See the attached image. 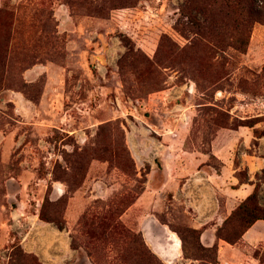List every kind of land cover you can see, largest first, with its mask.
Masks as SVG:
<instances>
[{
    "label": "rangeland",
    "instance_id": "rangeland-1",
    "mask_svg": "<svg viewBox=\"0 0 264 264\" xmlns=\"http://www.w3.org/2000/svg\"><path fill=\"white\" fill-rule=\"evenodd\" d=\"M186 1L0 0V11L8 13H0V32L11 33L0 129L13 131V158L9 164L0 158V264L11 255L13 261L30 262L17 252L13 236L18 233L55 234L54 224L35 216L42 207L51 218L69 222L76 264H133L136 244L128 234L140 232L135 216L122 214L140 194L147 165L136 167L126 130L148 110L149 94L183 88L167 103L186 104L185 86L194 85L191 102L206 106L192 117L189 146H201L202 139L205 150L218 128L235 127L242 119L255 122L252 132L264 131V0L242 9L249 24L222 0H207L202 13ZM185 11H191L190 18ZM202 23L220 40L213 55L193 45ZM21 101L32 103V110L18 112L15 104ZM21 156L34 179L23 196L17 193L18 201L6 200L8 168L20 167ZM210 163L217 166L214 158ZM237 175L247 177L242 169ZM52 182L64 185L67 201L53 199ZM77 190L84 199L78 215L75 199L67 205ZM21 199L25 205H19ZM107 202L110 216L104 212ZM21 206L28 217L15 212ZM91 213L106 219L86 225L84 217ZM159 217L185 235L188 256L202 257L181 210H164ZM150 251L141 246L138 260H153ZM256 252L264 264L262 244Z\"/></svg>",
    "mask_w": 264,
    "mask_h": 264
},
{
    "label": "crops",
    "instance_id": "crops-1",
    "mask_svg": "<svg viewBox=\"0 0 264 264\" xmlns=\"http://www.w3.org/2000/svg\"><path fill=\"white\" fill-rule=\"evenodd\" d=\"M185 88L186 104L167 103L182 93L183 88L170 87L154 92L148 95V110L144 116L127 123L126 141L135 165L138 169L147 165L148 169L142 192L122 217L135 216L136 227L145 244L164 264H199L201 261L184 256L181 240L169 227V220L160 219V212L169 213L175 209L181 210L189 227L201 230L199 241L203 246L216 245V262L206 264H259V255L255 252L257 246L264 247V219L256 220L235 243L217 238L216 230L253 191L256 175L264 170V136L255 137L252 127L248 126L220 127L207 141L205 150L201 148L202 139L198 140L201 146L187 145L191 140L192 117L197 108L206 105L191 102L195 95L194 85ZM15 106L18 112H30L33 108L32 103L22 101ZM0 149L1 162L9 164L13 158V131L0 129ZM211 158L217 161V166L210 163ZM25 160L21 156L20 167L8 168L4 181L6 200L13 197L18 201L17 193L23 196L28 183L34 179L33 169ZM241 169L247 175L243 181H239L237 175ZM40 181L37 179V183ZM51 187L53 199L64 193V185L60 182H52ZM259 198L264 206V183L260 185ZM74 199L77 201L74 212L78 215L84 206L78 190L69 197L67 205ZM21 204L25 205L22 199ZM24 207H18L15 212L28 217ZM68 226L66 222L64 229H52L55 234L18 233L13 239L17 237L22 251L36 255L42 264H76V250L71 248ZM2 241L0 238V247Z\"/></svg>",
    "mask_w": 264,
    "mask_h": 264
},
{
    "label": "trees",
    "instance_id": "trees-1",
    "mask_svg": "<svg viewBox=\"0 0 264 264\" xmlns=\"http://www.w3.org/2000/svg\"><path fill=\"white\" fill-rule=\"evenodd\" d=\"M194 1L195 4H192ZM254 0H222V3H226L228 5V7L233 10L235 8L236 11L238 12V15L241 16V21L243 23L249 24V20H247L245 18V14L243 12L242 9H244L245 6L250 7L251 6V2L253 4ZM191 3V4H190ZM207 0H191V1H186L185 5H189L191 6V8H193L194 10H196L197 12H205L206 9V5H207ZM184 10V8H183ZM1 15L6 16L7 11H0ZM183 14L188 18L191 17V11H185L183 12ZM197 35L196 41L193 43V45L195 46H201V49L203 51L206 52V54H212L213 52L217 53V49L220 48L219 45V38L215 37L214 33L208 32L207 31V25L202 23V24H198V28L197 31L195 32ZM10 40H11V33H10V29L9 31L6 30L5 28L0 32V90L2 88H6V86L4 85V68L6 65V56L8 54V49H9V44H10ZM212 51V52H211ZM214 53V54H215ZM264 67V65H263ZM249 120V119H246ZM255 124V122L253 123H248L245 121V119H242L240 121L239 124H237L235 127H228V128H237L238 126H248V127H253ZM254 132V131H253ZM254 135L256 137H260V136H264V131H260L257 132L255 130ZM120 167V166H119ZM121 168H123L121 166ZM148 169V166L144 169L145 172L143 174V182L145 181V173ZM134 170V174H135V168L133 167ZM260 176V177H259ZM246 179V178H245ZM245 179H240L239 177V181H243ZM65 181V180H64ZM264 182V170L261 171L260 174L256 175V183L254 186L253 191L244 199L242 200L235 208L234 210L230 213V215L223 221V223L217 228L216 230V236L219 239H223L224 241L228 242V243H235L236 241H238L241 238V235L258 219H264V206L261 205L259 203V188H260V183ZM51 187V186H50ZM143 190V187H141L139 190H137V194L141 193ZM70 192V191H69ZM63 197H65V193L62 194L60 197H58L55 201L62 199ZM66 201H67V196L65 197ZM133 201H129L125 206L124 209L127 208ZM111 202H107L104 204L105 207V215L106 216H110V213L112 212V207H110ZM44 207L41 208V210L39 211V213L37 214L38 219L46 222V223H52L54 224L59 230H62L65 228V220L63 219V217L61 219H53L50 217V215H48V213L46 211H44L43 209ZM106 208L108 209L106 211ZM103 212V213H104ZM84 223L86 225H92L95 221V219H99L101 222L103 219H106L104 216H101V214L99 213H91L89 215L88 218H86V216L84 217ZM169 227L171 228V230H173L180 238L181 240V247H182V251L185 257H191L188 256L186 254V237L184 234H181L176 228L172 227L169 224ZM189 232L191 234H189L194 240H195V248L199 251H201L203 253L202 257H193L196 259L201 260L200 263H204L206 264L207 262H211L214 263L216 262V251H217V247L216 245H213L211 247H205L203 246L200 241H199V235H200V229H194L189 227ZM89 235V237H91V239H104L108 234H87ZM95 235L97 237H95ZM128 236L130 238H132L133 242L136 244L135 247V254L133 255V257L136 260H133V264H153L154 262H156V264H164L163 262H161V260L155 255L153 254L150 249L148 248V246L145 244L141 233L139 234H128ZM17 240V239H15ZM146 246L148 248V250L151 252L150 253V257L152 256L154 259L151 260L149 259V261H146L145 263H142L140 260H138L140 258L141 252H140V247L141 246ZM16 247L13 246V249H15ZM72 248V246H71ZM19 252L20 255H22L25 258H29L30 262H17V261H13V255L10 256V261H8V264H42L36 255L34 254H25L21 247L18 244V240H17V248H16ZM255 254L257 255V252H255ZM259 255V260L262 263V259H261V254ZM158 262V263H157ZM260 264V263H259Z\"/></svg>",
    "mask_w": 264,
    "mask_h": 264
}]
</instances>
